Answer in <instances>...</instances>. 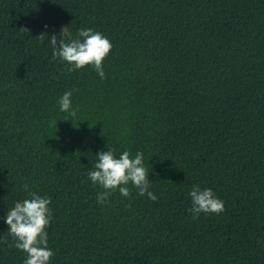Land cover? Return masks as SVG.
<instances>
[{
    "label": "trees",
    "instance_id": "1",
    "mask_svg": "<svg viewBox=\"0 0 264 264\" xmlns=\"http://www.w3.org/2000/svg\"><path fill=\"white\" fill-rule=\"evenodd\" d=\"M64 26L110 40L105 79L53 58ZM109 148L144 154L156 201L97 203ZM25 184L51 198L50 264H264V0H0V264L27 258L5 219ZM194 185L225 211L194 220Z\"/></svg>",
    "mask_w": 264,
    "mask_h": 264
},
{
    "label": "clouds",
    "instance_id": "2",
    "mask_svg": "<svg viewBox=\"0 0 264 264\" xmlns=\"http://www.w3.org/2000/svg\"><path fill=\"white\" fill-rule=\"evenodd\" d=\"M48 26L45 25V28ZM21 31H29L27 28ZM44 34L39 37L43 42ZM53 58L69 65L68 71L75 72L87 66H92L101 79L106 78L103 61L109 55L113 45L101 32L91 28L78 30V36L73 38L67 26L62 27L59 35H51ZM77 89L66 91L59 99L60 111L66 112L75 123L78 108L72 107L71 97ZM67 120V119H65ZM97 160L93 169L88 171V179L93 186H99L103 191L97 194V203H108V197L116 192L124 197H131L129 183L138 190L140 196H147L152 201L158 197L150 191L149 172L144 165V154L137 152L132 158L128 151L116 157L113 149L101 150L96 153ZM25 192L30 198L17 201L15 206L7 211L6 223L8 233L15 241L14 246L27 254L24 264H50L54 251L48 247V232L52 220V209L49 207L51 198L41 196L31 191L27 184ZM188 195L192 206L189 211L194 220L201 213L219 215L225 211L224 201L218 198L211 188L201 189L194 185Z\"/></svg>",
    "mask_w": 264,
    "mask_h": 264
}]
</instances>
